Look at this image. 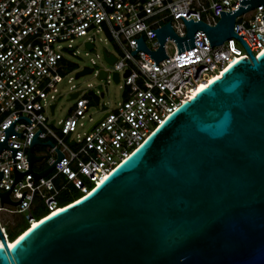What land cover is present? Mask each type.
Returning a JSON list of instances; mask_svg holds the SVG:
<instances>
[{"label": "water", "instance_id": "obj_1", "mask_svg": "<svg viewBox=\"0 0 264 264\" xmlns=\"http://www.w3.org/2000/svg\"><path fill=\"white\" fill-rule=\"evenodd\" d=\"M259 3L264 6V0H238L231 10L218 9L213 25L178 15L184 34L177 35L169 20L150 29L158 44L154 50L145 47L141 34L132 38L136 45L129 53L141 49L154 64L166 57L165 38L175 42L177 53L194 46L196 29L203 30L208 46L234 37L247 56L180 102L85 194L38 219L9 246L0 234V264H264V50L254 56L232 29L235 16ZM90 71L83 66L73 76ZM104 75L100 70L97 78ZM112 78L117 81L116 72ZM86 93L97 102L91 89ZM18 118L30 121L14 117L0 140L11 161L16 146H8L5 137L20 136L12 130ZM38 131L30 135L26 168L18 171L12 164L13 179L0 202L17 203L24 190L15 201L7 193L19 176L28 173L35 182L62 156L54 147L56 158L47 167L30 170L42 156L31 146L52 145L37 139Z\"/></svg>", "mask_w": 264, "mask_h": 264}, {"label": "built area", "instance_id": "obj_2", "mask_svg": "<svg viewBox=\"0 0 264 264\" xmlns=\"http://www.w3.org/2000/svg\"><path fill=\"white\" fill-rule=\"evenodd\" d=\"M237 3L238 0H0V140L4 136L2 129L14 117L22 115L30 120H14L12 130L21 132L20 136L11 133L5 137L8 146H16L13 161L10 150L0 148V192L12 182V164L18 171L26 168L30 135L37 128V139L50 140L52 145L31 146L34 155L42 156L31 162L30 170L37 172L47 167L56 158L54 147L62 153L54 166L36 177L35 182L28 173L19 176L7 193L15 201L24 190L17 203L1 200L0 234L7 246L19 234L10 236L5 215L22 214L24 227H28L35 220L30 213L34 206H42L43 216L61 207L56 196L67 184L82 196L180 102L190 98L198 83L221 73L239 57L247 56L234 37L208 46L203 30L196 29L192 35L194 46L177 53L175 42L165 38L166 57L154 64L141 49L129 53L136 45L132 38L141 34L145 47L154 50L158 44L150 29L169 20L173 31L182 36L185 26L178 15L213 25L219 17L218 9L228 11ZM263 14L264 6L259 3L235 16L233 22V31L242 34L240 38L254 56L264 50V19L260 18ZM98 32L104 33L113 46V51L102 49L101 55H112L113 60L104 59L109 69L87 66L96 75L104 71L106 80L108 77L113 80L112 73L116 72L117 81H113L122 96L91 120L85 130L77 131L91 96L76 91L65 115L53 121L55 86L71 66L69 55L75 52L72 40L82 36L83 47L91 49ZM167 41L172 43L170 53L166 50ZM86 42L91 44L89 48ZM82 67L71 70L75 72ZM93 92L98 95L96 104H99L103 92Z\"/></svg>", "mask_w": 264, "mask_h": 264}, {"label": "rangeland", "instance_id": "obj_3", "mask_svg": "<svg viewBox=\"0 0 264 264\" xmlns=\"http://www.w3.org/2000/svg\"><path fill=\"white\" fill-rule=\"evenodd\" d=\"M94 46L91 49H86L82 45V36L76 37L72 40L74 54L69 55L71 60V67L62 73V78L56 83V98H55V108L54 114L51 116V120L56 121L57 119L63 117L68 109L71 107L73 100L68 99V94L71 91H77L78 93L86 94L88 89L102 91L103 95L99 100V104L91 101L88 104L87 110L84 112L83 116L79 119L81 121V126H77V131L85 130L91 120L96 119L101 115L104 109L112 107L116 101H118L122 92L117 83H115L111 77L108 80L105 78H97L95 73L88 72L82 74L78 77H74V71L71 70L74 67L80 68L83 65H92L94 69L107 68L109 69V64L104 60L101 55L102 49L107 51H113V46L110 39L102 32L95 34ZM236 45L241 46L240 42L236 41ZM167 52H171L172 43L170 41L166 42ZM90 118V120H89ZM57 184V180L55 181ZM59 185V184H58ZM73 193V187L67 184L56 196L57 203L59 204L60 199H66ZM8 221L10 226H13L18 220L19 224L22 222L24 224V218L22 214H11L4 216ZM11 236V234H10Z\"/></svg>", "mask_w": 264, "mask_h": 264}, {"label": "trees", "instance_id": "obj_4", "mask_svg": "<svg viewBox=\"0 0 264 264\" xmlns=\"http://www.w3.org/2000/svg\"><path fill=\"white\" fill-rule=\"evenodd\" d=\"M80 196H81V194H79V191L73 187V193L69 197H67L66 199L61 198L60 199L61 202L59 203V206H63L65 204H68V203L72 202L73 200L79 198ZM44 212H45V210L42 208L41 205H36L30 210L31 215L35 218V220L42 217L44 215ZM23 227H24V224L22 225V222L19 224V220H18L13 226H9L8 230H9L10 234H15V236H17L25 228H27V226L24 228Z\"/></svg>", "mask_w": 264, "mask_h": 264}, {"label": "bare ground", "instance_id": "obj_5", "mask_svg": "<svg viewBox=\"0 0 264 264\" xmlns=\"http://www.w3.org/2000/svg\"><path fill=\"white\" fill-rule=\"evenodd\" d=\"M218 76H220V73H218L216 76H214V75L210 76L209 79H208L207 81H205L204 83H203V82L198 83V84L193 88L190 97H191L192 95H194V94H195L200 88H202L203 86H206V85H207L212 79H214L215 77H218ZM105 176H106V174L102 175V176L100 177V179H99L98 182H100V180H102ZM56 210H58V209H56ZM56 210H55V211H56ZM53 212H54V211H53ZM37 220H38V219H37ZM37 220H33V221L30 223V225H28V227H29V226H33L34 224H36Z\"/></svg>", "mask_w": 264, "mask_h": 264}]
</instances>
